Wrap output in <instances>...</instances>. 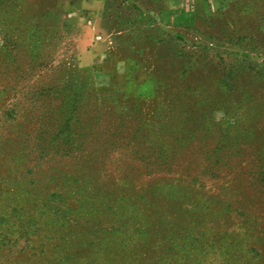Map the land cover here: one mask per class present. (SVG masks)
Returning a JSON list of instances; mask_svg holds the SVG:
<instances>
[{
	"label": "rangeland",
	"instance_id": "1",
	"mask_svg": "<svg viewBox=\"0 0 264 264\" xmlns=\"http://www.w3.org/2000/svg\"><path fill=\"white\" fill-rule=\"evenodd\" d=\"M0 264H264V0H0Z\"/></svg>",
	"mask_w": 264,
	"mask_h": 264
},
{
	"label": "crops",
	"instance_id": "2",
	"mask_svg": "<svg viewBox=\"0 0 264 264\" xmlns=\"http://www.w3.org/2000/svg\"><path fill=\"white\" fill-rule=\"evenodd\" d=\"M185 1H193V0H185Z\"/></svg>",
	"mask_w": 264,
	"mask_h": 264
}]
</instances>
